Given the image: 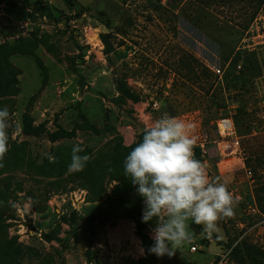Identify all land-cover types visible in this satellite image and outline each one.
Returning <instances> with one entry per match:
<instances>
[{"label":"rangeland","instance_id":"374dc122","mask_svg":"<svg viewBox=\"0 0 264 264\" xmlns=\"http://www.w3.org/2000/svg\"><path fill=\"white\" fill-rule=\"evenodd\" d=\"M188 9L186 0H0V108L11 124L0 264H147L156 222H143L123 161L165 112L192 126L195 157L238 203L211 237L189 222L191 243L155 264H237L241 243L264 251V46L242 48L247 25L236 15L226 35ZM225 119L232 137L220 131ZM78 142L90 159L70 173Z\"/></svg>","mask_w":264,"mask_h":264},{"label":"clouds","instance_id":"9594fccd","mask_svg":"<svg viewBox=\"0 0 264 264\" xmlns=\"http://www.w3.org/2000/svg\"><path fill=\"white\" fill-rule=\"evenodd\" d=\"M10 112L0 108V162L9 151ZM192 126L163 113L144 127L142 139L131 148L123 161V175L143 197V222L155 220L154 245L157 257L172 256L193 237L190 223L202 226L211 237L219 232L218 222L232 218L238 201L226 182L210 179L206 165L195 157ZM81 144L71 148L68 171L79 172L90 157ZM54 163V157L49 155ZM3 164L0 163V167Z\"/></svg>","mask_w":264,"mask_h":264},{"label":"trees","instance_id":"16d2710c","mask_svg":"<svg viewBox=\"0 0 264 264\" xmlns=\"http://www.w3.org/2000/svg\"><path fill=\"white\" fill-rule=\"evenodd\" d=\"M70 1L73 2L74 0ZM186 2L189 6L187 17L192 22L203 23L204 29H208L211 24H215L216 28L221 26L219 32L226 35H231L232 32L235 31V25H233L228 18H232L233 15H236L237 18L244 19L247 25L244 27V31H247L252 21L264 6V0H186ZM111 38L112 33L100 35L107 55L112 54L115 50ZM193 72H195L193 79L196 83L203 84L204 80L209 81L207 68L197 60L194 61ZM23 158H26L25 153ZM74 185L77 186L76 183H74ZM65 187H67V185H65ZM10 219L11 215H9L8 212L0 214V230L8 227L7 222ZM147 248L148 253L145 262L147 264H155V254L150 252L149 245ZM233 256L237 264H264V251L251 244L241 243L237 245L233 250Z\"/></svg>","mask_w":264,"mask_h":264},{"label":"built area","instance_id":"2783aa9c","mask_svg":"<svg viewBox=\"0 0 264 264\" xmlns=\"http://www.w3.org/2000/svg\"><path fill=\"white\" fill-rule=\"evenodd\" d=\"M23 29L25 26L22 27ZM264 46V6L257 14L255 19L250 24L248 30L246 31V35L242 40V48L249 52H253L257 50V48ZM218 74L221 73L220 70L216 71ZM150 116V114H148ZM220 131L222 134L226 135L227 137H232L235 134L234 126L231 120L225 119L220 123ZM237 150H234L228 155H225L227 158L223 160H227L231 157H236ZM239 161L242 162L243 168L244 166V159L242 157L239 158ZM246 170V169H245ZM247 175L252 176L250 171L246 170ZM192 250H196V247H192Z\"/></svg>","mask_w":264,"mask_h":264},{"label":"water","instance_id":"95a60500","mask_svg":"<svg viewBox=\"0 0 264 264\" xmlns=\"http://www.w3.org/2000/svg\"><path fill=\"white\" fill-rule=\"evenodd\" d=\"M120 71H121V66L118 65V66H117V72H120Z\"/></svg>","mask_w":264,"mask_h":264}]
</instances>
